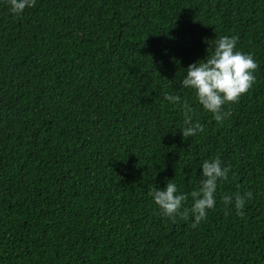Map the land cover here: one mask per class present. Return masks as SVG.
Here are the masks:
<instances>
[{
	"label": "trees",
	"instance_id": "1",
	"mask_svg": "<svg viewBox=\"0 0 264 264\" xmlns=\"http://www.w3.org/2000/svg\"><path fill=\"white\" fill-rule=\"evenodd\" d=\"M225 35L259 67L218 123L180 82ZM217 156L207 219L162 216L149 190L190 194ZM0 264H264V0H0Z\"/></svg>",
	"mask_w": 264,
	"mask_h": 264
},
{
	"label": "clouds",
	"instance_id": "2",
	"mask_svg": "<svg viewBox=\"0 0 264 264\" xmlns=\"http://www.w3.org/2000/svg\"><path fill=\"white\" fill-rule=\"evenodd\" d=\"M10 11L14 15H21L26 8L35 7L36 0H7ZM238 36H220L211 45L212 51L204 59L190 64L186 68V75L180 82L181 89L192 90L197 102L205 112L211 113L213 118L222 123L231 116V111H225L226 104L238 103L256 81L255 72L258 64L251 53H244L236 49ZM165 99L177 105L181 104L179 95L166 94ZM183 113V126L179 129L182 138L187 140L199 132L204 131V126L199 120H193L196 115L194 110L184 101L181 106ZM231 165L224 166L223 161L217 156L205 159L201 166L199 187L190 194H178L175 183L169 180L164 188H151L148 195L153 198L160 213L164 217L172 218L177 215L188 220L192 216V227L195 228L201 221L207 219V213L216 206V192L218 184L229 181ZM192 199L190 207H185V202ZM251 191L224 194L222 203L225 214L229 206L234 204L236 214L244 215L246 201L252 198Z\"/></svg>",
	"mask_w": 264,
	"mask_h": 264
}]
</instances>
